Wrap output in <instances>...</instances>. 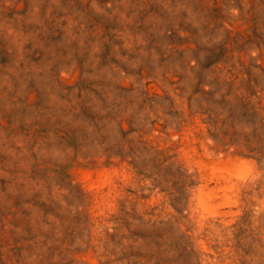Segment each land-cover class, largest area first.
Wrapping results in <instances>:
<instances>
[{"label": "rangeland", "instance_id": "374dc122", "mask_svg": "<svg viewBox=\"0 0 264 264\" xmlns=\"http://www.w3.org/2000/svg\"><path fill=\"white\" fill-rule=\"evenodd\" d=\"M152 262L264 264V0H0V264Z\"/></svg>", "mask_w": 264, "mask_h": 264}, {"label": "trees", "instance_id": "16d2710c", "mask_svg": "<svg viewBox=\"0 0 264 264\" xmlns=\"http://www.w3.org/2000/svg\"><path fill=\"white\" fill-rule=\"evenodd\" d=\"M168 167L175 168L172 163L171 164L169 163V165L167 166V168ZM180 175L182 176L183 179L186 178V175H183V174H180ZM174 235L175 236L173 238H170L168 236H164L163 238H160L161 239V242H158L156 244L157 249L158 250L161 249L162 250L161 251L162 253H166V252L171 251V249H172L171 247L173 245H175V244L177 246H180L181 245V246H184V248H182L184 254L185 255L187 254L186 256H189L187 259H191L193 257L194 251L189 247V242H188L189 236L185 232H183V231L178 232L177 229H176V233L174 232ZM162 247H165V248H162ZM166 248H168V250ZM167 258H162L163 259V262L166 261ZM148 262H151V259H148L147 260V263ZM160 263H161V261H160ZM152 264H158V263L157 262H152Z\"/></svg>", "mask_w": 264, "mask_h": 264}]
</instances>
